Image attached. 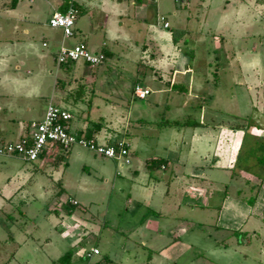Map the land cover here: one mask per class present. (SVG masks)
<instances>
[{
	"label": "rangeland",
	"instance_id": "374dc122",
	"mask_svg": "<svg viewBox=\"0 0 264 264\" xmlns=\"http://www.w3.org/2000/svg\"><path fill=\"white\" fill-rule=\"evenodd\" d=\"M194 1L197 5L193 11L194 21L187 24L189 28L186 25L183 29L177 28L173 16H168L170 29L155 22L150 29L142 28L139 32L138 25L125 22L129 34H141L139 46L114 44L104 38V32L85 40L90 52L99 54L110 50L114 55L100 65L96 77L82 80L78 73L81 74L84 62H76L80 70L69 79L70 82L77 80L76 85L82 81L93 91L91 120L103 117L109 127L121 133L129 122L144 121L142 130L135 131L144 134L141 137L152 144V150L163 145L179 156L180 164L173 165L177 171L176 181L167 185L160 183L152 170L133 162L132 166L125 167L122 177L112 174L107 183L74 158L70 161L67 157L54 166L52 156L46 168L48 176L54 183L62 179L64 194L79 204L71 216L70 227L88 232L80 240L67 241L62 235L70 227L66 223L64 227L59 226V218L49 211L48 202L55 199L50 190L56 185L46 183L43 189L40 180L15 189L19 180L30 173L40 179V174L34 172L40 163L0 159V202L12 197L2 213L0 226L6 223V214L11 213L21 236L14 243L0 237V264H59L54 261L71 248L72 242H83L76 248L73 264H95L105 256L117 264H264V163L259 162L264 156V0ZM11 3L12 0H0V41L17 37L35 38L41 43L43 30L50 27L48 16L52 13L53 0H34V3L18 0L14 7ZM133 3L134 0H125L120 8L130 12ZM175 3L166 0L163 5L172 10ZM99 12L95 10L93 14L97 20ZM78 18V23H86L92 19V13L80 12ZM26 29L29 35L23 33ZM80 37L73 42L82 40ZM143 43H146L145 49ZM28 63V67L22 69L24 74L26 69L31 70L32 77L39 78L42 68L34 58ZM46 66L54 70V74L44 79V97L38 101L40 107L41 104L47 107L52 98L48 89L57 81L52 55ZM65 76L60 70L59 77L66 79ZM193 77L196 88L204 87L197 98L193 93L181 94L167 87L172 79L187 85ZM137 83L144 89L150 86L153 94L146 100L137 98L132 91ZM53 103L64 104L58 97ZM80 107H67L73 112L76 125L84 122ZM84 113L87 118L88 113ZM37 115L34 113L33 118ZM186 117L200 122H223L227 127L243 123L248 126L246 130L228 127L231 134L236 131L237 135L229 138L225 137L227 132H221L217 142L213 141L216 136L209 134L213 133L211 128L179 130L160 126L163 120L182 121ZM170 133L176 140L172 138L162 143ZM196 152L200 155L196 156ZM131 168L140 171L135 186L142 190L148 185V176L155 178L150 181V189L144 191L153 198L152 212L160 211L161 215H152L154 213L144 208L145 219L138 213L135 215L133 201L143 202V198L142 194L138 197L137 191L131 190H136L128 176ZM248 175L259 177L263 187L247 184ZM192 176L197 179L192 180ZM226 197L244 203L242 208L247 213L243 219L232 220L233 214L223 205ZM252 198L255 201L250 205ZM61 210L65 217L69 216L64 206ZM239 227L238 235L230 230ZM3 228L0 235L5 233ZM95 246L101 254L86 258L84 254Z\"/></svg>",
	"mask_w": 264,
	"mask_h": 264
},
{
	"label": "crops",
	"instance_id": "0c3cea01",
	"mask_svg": "<svg viewBox=\"0 0 264 264\" xmlns=\"http://www.w3.org/2000/svg\"><path fill=\"white\" fill-rule=\"evenodd\" d=\"M134 1L135 3H133L132 10L130 12H126L125 10L123 11V9L120 8V7H123L122 4H124L125 0H118L117 3L110 2V0L109 1L108 0H79L77 3L78 9H79L78 16L80 12H84V13L90 12V14L92 13V19H89V21H86V23L84 21L82 23H78L79 18L77 17L75 26H74V35L70 37L69 39L64 38L62 30L47 27L42 32L41 43L37 42L35 38L22 40L17 37H15L13 40L9 39V41H0V142H19L20 140H22L23 138L27 137L30 134L31 125L33 123L40 122L43 119L46 106L45 104H41V107H40L38 105V101L39 99L44 97L43 96L44 95L43 85L45 86V82H44L45 77L46 76L49 77V75L54 74V70L49 69L46 66L48 57L50 55H52L54 64L56 65L55 68H57L56 70L57 81L55 82L53 86H50L48 89V91H51L50 95L52 96V98L50 99L54 100L56 99V97H58V100H61L62 104L64 103L63 106H60L64 109H67V107L73 106L71 101L65 100L66 96L64 95H67L68 91L75 87L77 80L75 79L76 81L70 82L69 79H72V76L77 75V70L79 68H77V65L75 63L74 67H72L73 69L70 71L69 74H66L63 71L64 74L66 75L65 76L66 79L64 78L61 79L59 77L60 70H62V68L57 65L56 56H57V53L61 45L65 44L68 47H72L74 45L84 44L88 48L86 42L84 41L91 39V37H94L98 32L101 34H103L104 32V38L105 39L108 38L109 40H112L114 44L118 45L119 43H123V44L139 46L140 43L138 42V40L141 38V34L139 36L129 34L128 30H126L125 22L129 21V23L131 24L134 23L138 25L139 28L137 29V31L140 32L142 28L145 30L150 29V26H152V24L155 22L158 23V25H160L161 27L165 28L164 22L163 23L160 22L161 21L160 18L162 17H164L165 22L169 24V27L165 29L171 28V23L168 21V16H173L174 19L177 20L175 25L179 29L181 28L183 29L184 25L186 26L187 24L190 25V23L194 21L193 11H195L196 5H197V2L195 3L194 0L191 3L186 4V5H180L178 3L177 4L175 3L176 7L175 9H172V10L171 9L167 10V8L164 7L163 2L166 0H159L158 2H155V3H153L154 2L153 0H134ZM30 2L34 3V0H30ZM17 4H18V0H17L16 5ZM67 7H68L67 0H53V3L50 6V8L52 9V13L48 16V19L51 18L52 14L55 11L65 12L67 10ZM95 10L100 11L99 13H97L98 20L93 15ZM95 19H96V22H93ZM127 27L128 29H130L131 25ZM23 33L25 35H29L30 31L26 29L25 32ZM78 36H81L80 38L82 40H76V42H73L74 38L77 39ZM103 45H105V43ZM145 45L146 43L142 44L144 49H145ZM102 52L103 50L99 52V54H101ZM110 53L111 55L109 57H113L114 52L110 51ZM30 58H34L37 65L42 68L39 71V75H40L39 78L32 77L33 74L31 70L26 69L25 74L22 70L24 67L25 68L28 67V64H29L28 61L30 60ZM106 60L107 59H105L103 63H105ZM83 64L84 66L81 68L82 69L81 74L78 73V77L81 75L79 77L80 80H82L83 78L87 79L91 76L96 77V75L99 73L100 65L97 67H92L87 63H83ZM62 80H64L65 82H63ZM58 81H59V84H57ZM169 83H176V82L174 81V79H172L171 82H167L168 89H171L169 86ZM179 84H183V83H179ZM136 85H138V83ZM186 86L188 88L187 93L188 94L193 93V95H195L196 98L198 96L197 95L198 93L204 92L203 85L200 87L198 86V88L195 87L194 77L190 79L189 83ZM68 88L70 89L68 90ZM134 88L135 86H133L132 88L133 92H134ZM145 89H149L150 91L149 96H151L154 92V90L150 86H146ZM32 102L33 103L35 102L36 105H38L40 108L38 106L37 107L34 106ZM80 106L81 104H79L77 108H79ZM73 107L75 108L76 106H73ZM81 110L84 111L83 108H81ZM34 113L35 115L38 114L35 118H33ZM82 113H83L82 118H84L83 124L80 122V125H76L74 123V117H73L69 125V128L72 132H77L86 127L87 125L86 116L84 112ZM26 119H28L29 121H27ZM140 121L142 120L135 121V122L134 121L129 122L128 124H126V128L124 130L125 132H122V133L113 127L104 129L97 136V142L101 144H106L110 140L113 141L114 139L125 138L130 144V152H131V156H130L131 164H129L128 166H132L133 162L135 163L138 162L140 166L145 165L146 168L150 169L147 166V163L149 161L159 160V159L166 160V164L160 167H155L150 170L153 171L152 173H155L154 175L157 176V181H161L160 183L163 182L166 185L169 183H173V181H176V178H174V176L175 174L177 175V171H175V167L173 165L180 164L179 156L177 155L176 152L169 151L168 148L163 145H161L160 149L152 150L153 148V146H151L152 144L148 143L146 139L144 140V138H142L144 136L143 133L138 132L146 124L144 121L142 122ZM201 123L204 125L203 126L204 128L213 129V133H209V134L212 136L214 135L216 136V138H214L213 140L214 142L218 141L219 139L218 137L222 135L221 132L222 133L227 132V135L225 137L230 136L229 138H231V136L237 135L236 131H233L232 134L230 133V129L228 130V127H230L229 125L227 127L223 123L220 124V122L218 123L217 126H215L217 122L201 121ZM137 124H139V126H137ZM131 128L133 132H130ZM135 130H138V131H135ZM172 138L176 140V137L170 133L168 136L162 139V143L168 140H173ZM243 138H244V135H243ZM157 139H160V138L157 136ZM175 142H179V141H175ZM203 153H201V158H204L203 156H205ZM55 154H57V152L55 153L54 151L51 150V148L47 149L45 151V154L42 157H40L37 161H35V162L40 163V166L38 168H34V172H36V174H40L39 175L40 179H37L34 173H30L31 174L30 176L26 175V177L19 180V183L15 187V189L24 188V185H27L32 181L38 183L41 180L43 189H46L44 187H46V185H48L49 183L50 184L53 183L56 185L55 187L56 190L54 187H52L54 188L55 192H52V188L50 190L53 197L55 198V195L57 194V191L59 188V184L61 183L60 188L63 187L62 179H58L56 183H54L55 181L53 180L51 181V177L48 176L47 171H46V168H48L49 160L52 159V156H55ZM195 155L199 156L200 154L196 152ZM68 157L70 161L71 159L74 158L76 161L85 164L84 169L94 170L95 173L99 175L101 179H106L107 183H108V179L112 176V174L113 175L116 174L117 176L122 177L124 173L123 170L127 166L125 164L123 165V161L105 159L81 147H76V148L73 147L70 150ZM0 159L19 160V161L21 160L22 162H26L18 157L0 156ZM29 163H33V162H29ZM87 163L89 165H87ZM89 166L91 167L89 168ZM163 173L168 174V177H165L164 176L165 174ZM243 174H244L243 176L245 177L246 173H243ZM128 176H130L132 180L131 185L135 186L136 181L140 177V171L138 169L131 168V170H129ZM192 177H193L192 180L197 179V177L195 176H192ZM151 179L155 180L153 175L148 176V185L144 186L145 188L143 190L141 189L140 186L139 187L135 186L136 190H133V188L131 189L132 191H137L138 197L139 195L142 194L141 197L143 198L142 201L144 203L140 202L139 200L133 201V204H134L133 206L135 207L134 211L136 212L135 215L138 213L139 217H143V218L147 217L145 214L142 213L143 208L145 210L149 209L151 212L154 209L153 206L151 205L153 198L151 196L149 197L145 195V191H144V190L147 191V189H150L148 187L150 185ZM246 179H247L246 181L247 184L251 183L253 187L255 188L263 187V183L259 177L256 178V177L248 175ZM37 189H38V186H37ZM241 192L242 190H240L238 193L239 199L241 198ZM64 193L60 195L59 197L55 198L54 200H52L51 202H48L49 203L48 205L50 207L49 211L55 214L59 218V226L64 227L63 225L66 223V225L70 227L69 222H70L71 216L73 217V215L68 214L69 216L65 217L66 215L62 214L61 208L67 201L77 202V200H75L74 198L72 199L70 197H67ZM224 200H223V205L225 208H227V212L230 215L233 214L232 215L233 221H240L241 219L245 217L244 213H247V212H245V209L242 208L244 203L238 202L235 199H231L227 197ZM11 201H12V197L9 199L4 198V200L0 202V215H1L0 218L4 217L3 214L5 213L4 210L6 208V205L8 204L7 202H11ZM57 201L59 202V204L57 207H55ZM54 210H56L58 214H56ZM159 212L160 211L152 212L154 213L152 215H155V216L161 215ZM144 213L146 212L144 211ZM4 221L6 223L5 224L3 223V225L0 226V229L3 226L4 227L3 230L5 233L0 235V237H2V239H4L5 241H7L8 239L12 243L19 241L21 237L20 232L17 229H15V225L13 224V216L11 215V213L8 215L6 214ZM230 230L233 232L234 231L241 232L240 227L238 229L231 228ZM87 233L88 232H86L85 230L76 231L70 227V229H68V232L66 234L63 233L62 238L66 239L67 241L68 240L71 241V239L73 238L74 239L79 238L80 240V238L84 237ZM25 241L20 242L21 243L20 247L23 246ZM70 243L71 242H69V245ZM76 243L78 242H75V243L72 242L70 247L72 248ZM97 245H98V242H97ZM94 248H97L99 250L98 246H95ZM100 254L101 252L98 255ZM101 264H103V262H101Z\"/></svg>",
	"mask_w": 264,
	"mask_h": 264
},
{
	"label": "built area",
	"instance_id": "2783aa9c",
	"mask_svg": "<svg viewBox=\"0 0 264 264\" xmlns=\"http://www.w3.org/2000/svg\"><path fill=\"white\" fill-rule=\"evenodd\" d=\"M78 1L67 0V10L65 12L55 11L49 20V26L62 30L65 39H69L74 35V26L79 13L76 8ZM153 1L158 2L159 0ZM174 1L180 5H186L193 0ZM161 21L164 22L165 28L169 27L164 17L161 18ZM104 60L105 57L103 54L90 52L84 44H78L72 47L63 44L56 57L58 66L67 62L83 61L92 67H97ZM134 94L137 98L144 100L150 95V91L137 85L134 89ZM72 119L73 116L70 112L56 106L52 100L49 101L43 119L31 125V132L27 137L19 142H0V156L18 157L26 162H35L39 159L42 152L57 145L62 146L64 149L81 147L102 158L123 161V165L131 164L130 144L128 141L122 139L115 145H106L98 143L94 139L88 140L79 137L69 128ZM73 204H77V202L73 201ZM99 253V250L94 248L87 253V257L92 258Z\"/></svg>",
	"mask_w": 264,
	"mask_h": 264
},
{
	"label": "trees",
	"instance_id": "16d2710c",
	"mask_svg": "<svg viewBox=\"0 0 264 264\" xmlns=\"http://www.w3.org/2000/svg\"><path fill=\"white\" fill-rule=\"evenodd\" d=\"M16 3H17V0H12V6H15ZM76 8L78 9L77 3H76ZM78 11H79V9H78ZM101 54L104 55L105 59H107L111 55L110 51H108V50H103V52ZM75 63L76 62H67V63L61 65L60 67L62 68V70L66 74H69L70 71L73 69L72 67H74ZM62 81L65 82L64 80H62ZM57 84H59V81H58ZM136 86L137 85H135V87ZM169 86H170V88L173 91H175L177 93H181V94L185 93L186 94L188 92V88L184 84L169 83ZM93 96H94L93 91L91 92L89 90V88L87 87V85L81 81V82H78L77 85L73 89L68 91L65 100L71 101L72 105L76 106V107L79 104L85 105L87 107V108H85L84 111H82V112H87L88 113V117L86 118L87 125H86V127L84 129H81V130H79V131H77L75 133L79 137H83V138L88 139V140L94 139V140L97 141V136L104 129H108L109 126L107 124V121L103 117L100 118L98 121H93V120L90 119L89 112H90V109H91V107L93 105ZM58 107H60V106H58ZM198 107H202V106H198ZM62 109H64V108H62ZM64 110H67L73 116V112L71 110H69L68 108L64 109ZM246 121H247V119H246ZM140 122H142V121H140ZM221 123H223V122H221ZM223 124H225V123H223ZM217 125H218V123L215 126H217ZM160 126L162 128H175V129L182 130L184 128H189V127L190 128L203 127L204 125L200 121H197V120H195V119H193L191 117H186L182 121L181 120H163V121L160 122ZM229 126L232 129L246 130V128L248 126V123L232 124V125H229ZM122 139L126 140L125 138L114 139L113 141L112 140L108 141L106 143V145H115L118 141H120ZM51 150L54 151V152H57V154H55V156H54V162H53L54 166H57V165L61 164L62 162H64L65 159H67L71 149H64L62 146H57L56 145V146H52ZM44 154H45V151L41 153L40 157H42ZM259 162L260 163H264V156L259 158ZM164 164H166V160L159 159V160H151V161H149L147 163V166L150 169H153L155 167H160V166H162ZM60 184H59V188H58L57 194L55 195V198L59 197L60 195H62L65 192L62 187L60 188ZM254 201H255V199L252 198L249 201L250 205H253ZM58 204H59V202L57 201L55 207H57ZM63 206L66 208L68 214H73L75 207L78 206V203L77 204H73V201H71V202L67 201ZM54 211H55L56 214H58L56 210H54ZM233 233H234V235H238L239 231H234ZM79 245L82 246L83 242L78 243V245L77 244L74 245L64 255L59 257L55 262H57L59 264H73V259H74L75 255H76V250H77L76 248ZM87 253L88 252H86L84 254V256L86 258H88L87 257ZM101 262H103L104 264H117L114 261H112L108 256L103 257L100 261H98L95 264H101Z\"/></svg>",
	"mask_w": 264,
	"mask_h": 264
}]
</instances>
